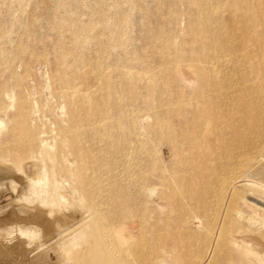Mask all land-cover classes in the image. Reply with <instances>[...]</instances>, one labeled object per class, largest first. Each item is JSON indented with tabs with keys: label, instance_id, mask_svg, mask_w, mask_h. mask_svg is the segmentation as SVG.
Segmentation results:
<instances>
[{
	"label": "rangeland",
	"instance_id": "1",
	"mask_svg": "<svg viewBox=\"0 0 264 264\" xmlns=\"http://www.w3.org/2000/svg\"><path fill=\"white\" fill-rule=\"evenodd\" d=\"M180 70L194 72L193 79ZM260 80L264 81V0H0L1 152L26 156L29 131L40 138L62 135L82 171L94 172L102 189L97 201L108 221H124L122 225L129 227L145 224L142 227L151 234L149 246L163 259H189L194 250V225L189 223L193 215L207 213V185H213L212 172L222 169L228 156L222 147L237 146L236 135L253 141L248 120L240 124L231 118L247 119L246 107L256 108L263 96L250 86ZM236 87L246 89L242 100L239 91H231ZM220 88L225 96L216 94ZM229 256H221V264H240L237 255Z\"/></svg>",
	"mask_w": 264,
	"mask_h": 264
},
{
	"label": "bare ground",
	"instance_id": "2",
	"mask_svg": "<svg viewBox=\"0 0 264 264\" xmlns=\"http://www.w3.org/2000/svg\"><path fill=\"white\" fill-rule=\"evenodd\" d=\"M163 2H165V1H163ZM251 38H252V35H251ZM240 44H242V43H240ZM262 44H263V41H262ZM234 45H235V43H234ZM256 45L258 47H260L258 45V40H257ZM231 46H233V44ZM243 53H244V55H246L245 52H243ZM235 54H237V53H235ZM260 54L262 55V53H260ZM250 55H251V53H250ZM231 56H233V55L231 54ZM224 59L221 60V58H220L219 61L220 60L224 61ZM227 62L230 63L229 59ZM227 62H226V64H227ZM241 64H242V62H241ZM181 65H178V66L176 65V66L177 67L180 66V69H183V68H181ZM202 65H206V64H202ZM189 66H186V67L189 68ZM209 66H210L209 68L211 69V65H209ZM190 68L193 69V71H194V67H190ZM248 68H249V66H248ZM246 69H247V67H245V70ZM177 70H179V69L177 68ZM185 70H182V71L180 70L178 73L180 74L182 72L181 74H184L185 77H187L189 79L190 78L193 79L195 73L192 71H185ZM250 71H252V70H250ZM221 72L222 71H220V73ZM217 73L219 74V72H217ZM226 73H227V71H226ZM232 73H233V71H232ZM218 74H215V77H214L215 81H218V76H220V74L219 75ZM184 75H179V78H181L180 76L184 77ZM198 75L199 74L197 73V76ZM226 75L228 76V73ZM249 75H251V74L248 73L247 76H249ZM231 76H233V74ZM245 76H243V77H245ZM255 76H257V75H255ZM198 77H200V76H198ZM140 78H141V76H140ZM196 79H198V78H196ZM227 80H229V79H227ZM254 80H256V79H253V81ZM186 81L188 82L189 80L186 79ZM260 81L252 82V84L250 86V88L254 91V93L258 94V97L262 98V96H263V98L262 99L260 98L261 99L260 101H256V102H258L256 105V108L254 106H250V105H248L246 107V108H248V109H246V112L249 113V117L247 119H245L243 117H240L237 119V117L235 115L234 117L231 118V120H234L235 122H239L240 124H244V122H246L248 120V122L250 124L249 127L252 128V134H254L253 141H251L249 138V140H250V142H249L247 140H244L242 135H236V138H234V139H235V142L237 143V146H235V144H231V145H229V147H225V146L222 147L224 150H226L228 152V156L225 158V160H223L224 165H223L222 169L220 168L219 171L212 172V179H213L212 184L213 185H211V184L207 185V188L209 189L208 190V192H209L208 201L205 202L203 199V201L206 203L205 209H206L207 213L205 212L202 217H198L197 215L195 216L192 214L193 215L192 222L190 220H189L190 223L188 222L189 225H191V223L194 225V228L192 230H193V234L195 236L194 241H193V243L195 245L194 250L190 254L189 259H180L178 257L175 258V256L174 257L170 256L169 257L170 259H168V258L163 259L162 256L158 255L159 253L158 254L155 253L153 251V249H151V247L148 244V240H149L148 234H150V233H147L146 229H144L142 227L145 224L139 226V223H138V225L134 226V227H129L131 224L129 226L122 225L124 223V221L120 225L111 224L108 221L107 216L105 215L106 212L104 213L103 210L101 209V207H102V206H100L101 203L98 204L99 202L97 201V198H98L102 189L100 190L98 183L94 179L95 178L94 177L95 174H93L94 172L88 173L87 171H84V172L82 171L81 167L77 163L74 152L72 151L73 149H71L70 146L68 145L67 139L65 137H61L62 135L61 136L54 135V136H50V137L40 138V137H38V134L35 131L27 132L26 131L27 128H26L25 131L27 132V134H26L25 138H27L28 143L31 144V147L28 150L26 156L18 157V155L13 154V153H12L13 155H11V156H8V155L4 156L5 154L3 153L4 152L3 149H0V264H171V261H173V260H171V258L175 260L174 261L175 264H221V262H220L221 256L222 257H223V255L229 256L232 254H235L239 257L240 264H264V85H263L264 81L263 80H260ZM247 86H246V88H247ZM238 87H242V86L239 84ZM225 89H227V88H225ZM227 90H229V89H227ZM233 90H234V92L239 91V96L242 100L243 93L246 91V89H237V87H236V88H233L231 91H233ZM199 91L200 90H198L196 92H199ZM225 92L221 88L216 90V94H218V96H225V94H224ZM70 94L72 95L71 92H70ZM249 94H251V93L249 92ZM256 94H254V95H256ZM82 95H83V93H82ZM87 96H88V94H87ZM190 96L193 97L192 95H190ZM202 96H203V94H202ZM67 97H68V95H67ZM255 97H257V95ZM196 98L197 97H195V99L193 98L194 102H195ZM199 98H200V96H199ZM201 98L203 99V97H201ZM227 98L229 99V97H227ZM185 99H187V98H185ZM218 99H220V98H218ZM86 101H87V99H86ZM88 102L90 103V101H87V103ZM186 102H188V101L186 100ZM179 103H180V101H179ZM182 104L180 106H183ZM177 105H178V103H177ZM89 106H91V105L89 104ZM21 107L22 106H20V108ZM74 107H75V105H74ZM174 108H175V106H174ZM176 108H175V110H176ZM166 110H167V107H166ZM179 110H180V108H179ZM0 112H2V111H0ZM67 112H68V110H67ZM194 112H195V110H194ZM25 113H26V111H25ZM176 115H177V113H176ZM241 115H243V114H241ZM246 115H247V113H246ZM87 116H90V115L87 114ZM177 116H180V113ZM243 116H245V115H243ZM15 118H17V117H15ZM106 119H107V117H106ZM113 121L111 120V122H113ZM15 122H17V121H15ZM137 122H139V120ZM192 122H193V120H192ZM115 123H117V122H115ZM131 123H132V121H131ZM20 124H22V123H20ZM1 125H2V123H0V126ZM111 125H112V123H111ZM236 125H238V123H236ZM136 126H139V125H136ZM11 127H13V126H11ZM204 127H205V124H204ZM206 127H207V125H206ZM56 128H57V126H56ZM146 128H148V127H146ZM105 129H107V128H105ZM189 129H191V126L189 127ZM129 130H130V127H129ZM10 131H12V128ZM130 131H132V130H130ZM138 131H139V129H138ZM138 131H137V134H138ZM189 131H187V132H189ZM22 132H23V130H22ZM123 132H124V130H123ZM23 133L25 135V132H23ZM211 134H214L213 131ZM15 135H17V134H15ZM201 137H202V135H201ZM215 137H217V136H215ZM246 137H249V136H246ZM13 139H14V137H13ZM15 139H17V138L15 137ZM48 139L49 140L52 139L54 141L53 145L49 144V142H47ZM108 139H109V137H108ZM74 140H75V138H74ZM22 142H23V138H22ZM215 142H217V139ZM1 143H3V142H1ZM1 143H0V145H1ZM12 143H11V146L14 144V143L13 144ZM133 144H134V142H133ZM169 144L170 143L168 141V145ZM204 144L202 143V145H204ZM163 147H164V145H163ZM167 148H166V150H167ZM15 149H17V148H15ZM170 149H169V153H170ZM17 150H16V152H17ZM20 150H21V148H20ZM1 151H3V152H1ZM87 151H89V150H87ZM151 152H150V154H151ZM172 152L174 154V151H172ZM179 152H180V150H179ZM142 153H143V151H142ZM217 153H219V152H217ZM162 154H160V155H162ZM19 155H20V152H19ZM162 160H163V157H162ZM98 161H99V159H98ZM79 163H81V162H79ZM178 163H179V161H178ZM178 163L176 165H179ZM95 166H97V164H95ZM106 166H107V164H106ZM157 166L159 167L158 164H157ZM171 166H172V164H171ZM90 167H92V166H90ZM158 167H157V169H158ZM186 167H188V165ZM82 168H83V166H82ZM97 168H99V167H97ZM107 168L108 167H106V169ZM163 169H165V168H163ZM158 170L160 171V168ZM97 171L99 172L98 169H97ZM97 171H95V172H97ZM166 171L169 172V170H166ZM165 173L166 172H163V175ZM118 174H119V172H118ZM167 174L169 176V173H166V176H167ZM166 176H164V177H166ZM170 176H172V175H170ZM121 177H123V176H121ZM106 178H107V176H106ZM167 178H165V179H167ZM170 178H169V180H170ZM101 179H102V177H101ZM209 179H211V178L209 177ZM131 181H133V180H131ZM171 181H172V183H171V185H172L173 180H171ZM174 181H175V179H174ZM107 183H109V182H107ZM107 183H105V185ZM111 183H109V184H111ZM168 183L169 182H167L166 184H168ZM195 183L196 182L194 180V184ZM201 183H203V182H201ZM162 185H163V183H162ZM128 186H127V188H128ZM174 186L176 188V185H174ZM180 186H181V184H180ZM103 187H104V185H103ZM162 187L163 186H161V188ZM178 187H179V185H178ZM106 188H107V186L104 189H106ZM179 188H181V187H179ZM158 190H160V189H158ZM172 192H171V194H172ZM182 194H183V192H182ZM168 195L170 196V194H168ZM168 195H165V196H168ZM108 199L110 200V198H108ZM157 199H158L157 201H159V198H157ZM164 200L165 199H163V201ZM185 200L186 199L183 198V200H181V201L184 202ZM187 200L190 202L189 199H187ZM188 201H187V203H188ZM159 202H157V203H159ZM157 203H155V204H157ZM163 203L162 204L160 203V204L163 205ZM193 203L194 202H192L191 205H193ZM165 204H167V202ZM163 206H165V205H163ZM120 209H121V207H120ZM187 209L190 211V209L188 207H187ZM195 210L196 209H194L192 211H195ZM122 212H123V210H122ZM122 212H121V214H123ZM151 212L156 214L157 211L154 212V210L152 209ZM169 212H170V210H169ZM169 212H168V214H169ZM108 213L109 212H107V214ZM144 213H145V211H144ZM155 214H153V215H155ZM181 215H182V213H181ZM124 216H125V212H124ZM144 216L145 215L143 214V219H145ZM183 217H185V216H183ZM155 218H157V217H155ZM139 219L140 218H138V221H139ZM186 219L184 218L185 221H186ZM124 220H125V218H124ZM135 220H136V218H135ZM166 220H168V219L166 218ZM184 220H183V222H184ZM110 221H112V220H110ZM128 223H127V225H128ZM156 223H157V221H156ZM181 223H182V221H181ZM243 223H245L246 225ZM153 224L154 223H152V225ZM162 224L163 223H161V225ZM189 227H191V226H189ZM151 228H152V226H151ZM185 228H187V227H185ZM172 231H173V229H172ZM186 231H187V229H186ZM187 232H189V231H187ZM165 233H167V232H165ZM179 233H180V231H179ZM157 234H163V233H157ZM156 244H157V242H156ZM172 245H170V246H172ZM167 248H169V246ZM167 248L164 247V249H167ZM171 248L172 247H170V249ZM162 250H163V248H162ZM174 250L175 249H173V253H174ZM168 253H169V250H168ZM180 254H182V253H180ZM230 260L231 259L229 256L228 261H230ZM230 263H231V261H230ZM224 264H226V263H224Z\"/></svg>",
	"mask_w": 264,
	"mask_h": 264
}]
</instances>
